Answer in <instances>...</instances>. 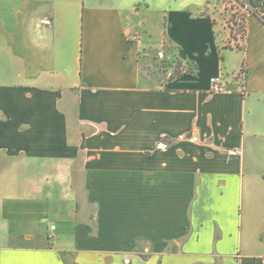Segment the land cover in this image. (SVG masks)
<instances>
[{
	"label": "crops",
	"instance_id": "0c3cea01",
	"mask_svg": "<svg viewBox=\"0 0 264 264\" xmlns=\"http://www.w3.org/2000/svg\"><path fill=\"white\" fill-rule=\"evenodd\" d=\"M217 5L0 0V264H264V21Z\"/></svg>",
	"mask_w": 264,
	"mask_h": 264
},
{
	"label": "rangeland",
	"instance_id": "374dc122",
	"mask_svg": "<svg viewBox=\"0 0 264 264\" xmlns=\"http://www.w3.org/2000/svg\"><path fill=\"white\" fill-rule=\"evenodd\" d=\"M198 3L200 2H205V0H195ZM225 7L222 6L221 0H209L210 3L214 5H217L218 9V17L222 19L223 21L226 22L227 25L231 24L233 26V33L237 37H241L240 32L237 30L239 27L238 25H235L234 23L230 22L231 17L233 13L236 11H244V8H242V5L238 2H235L234 0H225ZM220 3V4H219ZM221 7V8H220ZM223 7V8H222ZM213 13H215L213 11ZM152 21H154L155 26V32H154V37L156 39H159V41H162V28H161V22H157L154 16H152ZM216 23L218 24L219 22L216 20ZM218 32V30H217ZM242 40L240 41H235L233 38L230 40L228 43H226L227 47H237V45L242 46ZM173 47L169 46L166 42L163 44V49L171 50ZM242 49L241 47H239ZM166 53V52H165ZM145 64H143V73L153 83H158L162 85L165 80L169 77L171 74H179V73H184L186 71H192L195 72L196 68L192 64H184L179 58L172 57L171 59H168L165 55L162 56L159 54V52H156V50H152L150 52V57H148L145 60ZM240 77V76H238Z\"/></svg>",
	"mask_w": 264,
	"mask_h": 264
},
{
	"label": "trees",
	"instance_id": "16d2710c",
	"mask_svg": "<svg viewBox=\"0 0 264 264\" xmlns=\"http://www.w3.org/2000/svg\"><path fill=\"white\" fill-rule=\"evenodd\" d=\"M235 2H238V3H240L241 5H242V7H244V8H246V1L245 0H234ZM253 10H251L250 8H247L245 11H236L235 13H233V15H232V17H231V20H230V22H232V23H234L235 25H238L239 27L237 28V30L240 32V35H241V37L239 38V37H237V36H235L234 35V33H233V26H231V24H229V28H230V31H231V36L233 37V38H235V39H241L242 41L245 39V36H246V14H247V12H252ZM255 14H257L258 15V17L260 18V19H262L263 21H264V15H261V14H259L258 13V11H253ZM214 23H216L215 22V20H214ZM237 47L239 48V47H241V48H243V46H239V45H237ZM244 69H242L241 71H243ZM184 73H191L192 75H194V74H196L195 72H192V71H186V72H184ZM184 73H179V74H171L170 75V77L171 78H173L174 76H180V75H182V74H184ZM246 73V76H247V72H245ZM238 75H240V73L238 74ZM238 75H236L237 77H238ZM239 78V77H238Z\"/></svg>",
	"mask_w": 264,
	"mask_h": 264
},
{
	"label": "built area",
	"instance_id": "2783aa9c",
	"mask_svg": "<svg viewBox=\"0 0 264 264\" xmlns=\"http://www.w3.org/2000/svg\"><path fill=\"white\" fill-rule=\"evenodd\" d=\"M246 71H239L240 75V79H244L246 76ZM212 85H213V90L214 91H225L227 89V82L225 81L224 77H212L210 79ZM199 136L196 134V131H189L186 133L181 134L178 139H182V140H188L190 141V143H194L196 141H198ZM55 225H52V228L55 229Z\"/></svg>",
	"mask_w": 264,
	"mask_h": 264
}]
</instances>
